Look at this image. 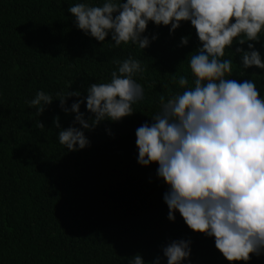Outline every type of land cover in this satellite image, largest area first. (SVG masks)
I'll list each match as a JSON object with an SVG mask.
<instances>
[{
  "label": "trees",
  "instance_id": "16d2710c",
  "mask_svg": "<svg viewBox=\"0 0 264 264\" xmlns=\"http://www.w3.org/2000/svg\"><path fill=\"white\" fill-rule=\"evenodd\" d=\"M78 2L0 0V264H128L137 254L146 264L157 258L167 264L162 249L179 239L191 241L185 264H264V255L252 254L248 262L227 261L215 238L193 232L178 211L169 221L158 165L138 163L136 129L152 123L161 96L184 91L174 78L185 75L191 86L188 57L202 45L190 21L171 34L170 25L149 22L145 35L158 38L144 50L113 47L110 35L98 42L76 27L68 8ZM185 36L189 43L181 46ZM262 45L264 37L255 43L264 57ZM236 47L247 50L234 44L231 51ZM231 51L224 57L233 61L230 79L252 80L264 98V70L242 69ZM129 56L145 67L143 78L136 77L144 99L131 116L86 131L89 147L69 151L58 133L75 114H66L58 99L79 91L67 98L70 109L91 84L110 81L115 60ZM38 91L54 98L39 116L26 103ZM80 111L90 115L86 102Z\"/></svg>",
  "mask_w": 264,
  "mask_h": 264
},
{
  "label": "clouds",
  "instance_id": "9594fccd",
  "mask_svg": "<svg viewBox=\"0 0 264 264\" xmlns=\"http://www.w3.org/2000/svg\"><path fill=\"white\" fill-rule=\"evenodd\" d=\"M68 11L76 27L96 41L110 35L113 47L131 44L142 50L158 38L145 35L149 22L170 25L171 34L190 21L202 45L188 57L191 86L185 75L174 78L184 91L167 100L161 96L152 123L136 129L138 163L158 165L157 177L168 186L164 202L169 221H175L178 211L193 232L214 237L216 249L229 262L264 255V98L252 80L230 79L233 61L224 59L226 49L247 44V50L231 52L239 54L242 69L264 70V57L255 47L264 37V0H103L102 5L82 0ZM188 43L189 37L181 38V46ZM114 63L110 81L91 84L87 96L70 109L67 98L80 97L79 91L58 99L66 114H75L72 125L58 133L69 151L89 147L86 131L131 116L133 105L144 99L136 80L143 78L142 62L129 56ZM53 100L38 91L26 103L39 116ZM85 102L87 118L80 111ZM54 124L60 128L59 117ZM38 127L44 129L40 122ZM162 251L167 264H185L191 241L173 240ZM128 264L146 262L137 254ZM154 264H161L160 259Z\"/></svg>",
  "mask_w": 264,
  "mask_h": 264
}]
</instances>
